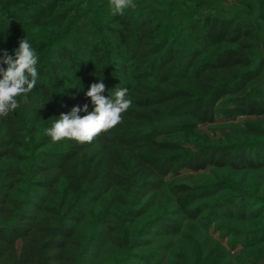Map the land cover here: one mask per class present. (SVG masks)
<instances>
[{
  "label": "trees",
  "instance_id": "obj_1",
  "mask_svg": "<svg viewBox=\"0 0 264 264\" xmlns=\"http://www.w3.org/2000/svg\"><path fill=\"white\" fill-rule=\"evenodd\" d=\"M259 6H264V0ZM141 18L122 25L119 39L129 45L131 63L114 71L110 81L103 68L104 55L95 46L98 67L85 75V89L78 97L52 92L39 80L43 73L38 72L33 91L26 98L17 97L20 107L0 116V160L10 157L20 165L1 176L0 264H89L90 247L98 233L83 226L84 204L98 202L105 195H112L110 210L103 212L107 241L125 250L149 245L150 240L143 237L157 225L167 234L180 231L178 222L165 216L172 202L186 205L184 217L204 227L217 216L238 221L250 215L264 217V194L246 191L230 194L223 202L193 207L204 190L227 189L229 183L224 180L196 188L168 184L169 175L182 168L264 171V54H258L260 37L255 28L242 15L219 19L208 13L192 27L205 40L207 50H212L210 58L201 60L204 50L186 56L169 37L159 38V27L152 18L145 14ZM200 23L208 31L203 33ZM37 24L46 26L43 20ZM59 24L54 23L53 31L60 30ZM53 36L50 31L46 39ZM39 56L38 64L44 58ZM131 76L134 80L126 82ZM101 79L106 86L104 95L114 96L115 89L127 88L132 100L121 122L109 132L81 144L53 142L45 131L36 130L45 115L55 122L74 106L86 103L91 111L93 105L85 93ZM186 110L203 123L214 122L217 114L263 119L245 123L238 134L243 140L235 145L205 144L188 151L181 138L159 139L165 120ZM22 176L46 189L49 196L40 195L28 208H21L20 194L13 190L17 187L20 193L23 189L17 186ZM161 193H166L164 213L131 234V225L146 215L149 198ZM251 199L255 206L250 214ZM203 209L209 210L205 216ZM236 233L264 243L263 225Z\"/></svg>",
  "mask_w": 264,
  "mask_h": 264
},
{
  "label": "rangeland",
  "instance_id": "obj_2",
  "mask_svg": "<svg viewBox=\"0 0 264 264\" xmlns=\"http://www.w3.org/2000/svg\"><path fill=\"white\" fill-rule=\"evenodd\" d=\"M259 2L134 0L137 5L135 8L126 9L123 15H112L109 0H0V56L3 51L14 55L19 41L26 37L38 57H42L39 54L44 56L43 62L37 65L38 72L43 73L39 80L56 94L76 98L85 89V75L98 67L93 53L95 46L100 47L104 55L103 68L108 81L114 71L131 63L129 45L119 39V33L127 21L141 20L143 14L155 21L159 27V38L169 37L173 46L186 56L193 52L200 54L204 50L199 56L201 60L210 58L212 50H207L205 40L195 35L193 25L208 13H213L219 19L242 15L260 37L258 54H264V6H259ZM259 13H262V17ZM40 20L45 22V27H39L37 22ZM56 21L60 22L59 31H53ZM199 27L203 33L208 31L204 23H200ZM50 31L54 36L46 39ZM184 69L188 70L185 66ZM133 80L134 76H131L126 82ZM32 115L34 113L29 114ZM262 119L257 115H239L230 119L217 114L214 122L203 123L186 110L172 114L165 120L159 139L181 138L188 151H195L205 144L235 145L243 140L242 135L238 134L245 123H258ZM53 123L45 115L35 125L36 130L43 132ZM245 141L256 142L253 139ZM17 165L10 157L0 160V185L2 173L14 171ZM20 180L17 186L23 189L18 193L15 187L13 194H20L18 199L21 200V208H28L40 195L49 196L46 189L29 181L27 176H22ZM221 180L229 183L227 189L219 192L202 190L203 194L198 196L193 207L223 202L230 194L235 195L240 191L264 194V171L234 172L230 169L207 168L197 172L182 168L169 175L168 184L183 183L196 188ZM111 200L112 195H105L98 202L84 204L83 226L91 233L94 230L98 233L90 247L89 264H211L213 261L218 264H264V243H255L252 237L236 233L264 226V217L250 215L244 221H238L217 216L211 218L204 227L199 221L184 217L186 205L179 207L172 202L165 216L177 221L180 231L167 234L161 232L157 225L143 237L144 240H150L149 245L125 250L113 246L105 235L106 213L103 212L110 210ZM165 200L166 193L151 196L146 215L131 225V234L132 230L145 228L146 224L161 216ZM249 203L251 206L247 212L251 214L255 202L251 199ZM208 211L203 209L202 214L205 216Z\"/></svg>",
  "mask_w": 264,
  "mask_h": 264
},
{
  "label": "clouds",
  "instance_id": "obj_3",
  "mask_svg": "<svg viewBox=\"0 0 264 264\" xmlns=\"http://www.w3.org/2000/svg\"><path fill=\"white\" fill-rule=\"evenodd\" d=\"M112 15H123L126 9L135 8L134 0H109ZM38 54L26 37L19 41L14 55L3 51L0 56V116L6 117L20 107L17 97L27 96L36 87L38 79ZM106 86L92 83L85 93L93 108L88 104L74 106L67 114H61L53 126L45 129L53 142L75 140L81 144L91 143L101 133H107L122 120L132 104L127 88H118L114 96L104 95ZM44 106V105H43ZM42 106V107H43ZM85 113L83 116L79 113Z\"/></svg>",
  "mask_w": 264,
  "mask_h": 264
}]
</instances>
